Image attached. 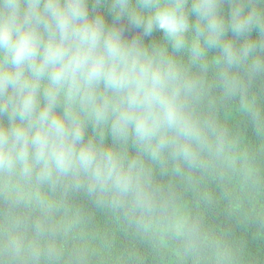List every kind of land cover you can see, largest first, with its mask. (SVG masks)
<instances>
[{
  "label": "clouds",
  "instance_id": "obj_1",
  "mask_svg": "<svg viewBox=\"0 0 264 264\" xmlns=\"http://www.w3.org/2000/svg\"><path fill=\"white\" fill-rule=\"evenodd\" d=\"M264 82V0H0V264H85L57 219L83 198L146 231L165 176L230 142L218 105ZM264 137V106L245 110Z\"/></svg>",
  "mask_w": 264,
  "mask_h": 264
},
{
  "label": "trees",
  "instance_id": "obj_2",
  "mask_svg": "<svg viewBox=\"0 0 264 264\" xmlns=\"http://www.w3.org/2000/svg\"><path fill=\"white\" fill-rule=\"evenodd\" d=\"M253 99L264 106V82L218 105L231 142L208 172L161 178L176 195L166 218L183 216L199 225L195 247L173 223L154 221L138 231L120 215L79 197L57 216L69 227L61 242L85 250V264H264V137L245 115Z\"/></svg>",
  "mask_w": 264,
  "mask_h": 264
}]
</instances>
